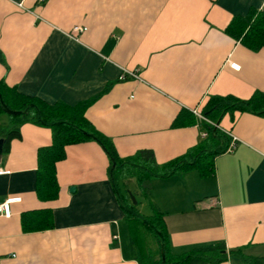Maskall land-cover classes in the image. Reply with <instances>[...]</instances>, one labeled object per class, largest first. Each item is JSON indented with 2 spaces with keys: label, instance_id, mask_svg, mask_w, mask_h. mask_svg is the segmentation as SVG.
I'll list each match as a JSON object with an SVG mask.
<instances>
[{
  "label": "crops",
  "instance_id": "1",
  "mask_svg": "<svg viewBox=\"0 0 264 264\" xmlns=\"http://www.w3.org/2000/svg\"><path fill=\"white\" fill-rule=\"evenodd\" d=\"M250 14L264 16V0H0V81L48 103L89 101L85 119L120 157L146 149L165 163L206 138L209 96L264 92V47L225 31ZM74 25L86 30L72 38ZM213 125L236 145L214 157L210 175L153 178L146 195L133 178L116 185L106 152L86 140L65 146L58 194L42 199L37 151L51 130L24 122L0 155L10 170L0 175V203L21 197L0 214V264H138L120 235V194L134 193L162 213L172 253L223 242L225 261L200 264L264 257V114L236 111Z\"/></svg>",
  "mask_w": 264,
  "mask_h": 264
},
{
  "label": "trees",
  "instance_id": "2",
  "mask_svg": "<svg viewBox=\"0 0 264 264\" xmlns=\"http://www.w3.org/2000/svg\"><path fill=\"white\" fill-rule=\"evenodd\" d=\"M225 31L253 50L264 47V16L256 17L254 14L244 17L235 16ZM0 98L10 110L24 111L17 115L8 114L0 105L2 153L9 151L12 139L21 137L19 127L24 122L43 125L51 130V143L40 147L37 151L36 192L42 199H54L58 194L55 165L65 158V146L68 144L86 140L96 141L109 158V174L114 183L121 179L133 178L139 184L141 191L149 195V182L153 178L168 177L176 171L191 168L196 169L201 176L210 175L214 157L224 152L230 142V138L215 125L204 122L206 138L180 157L158 164L153 152L146 149H140L128 157H120L112 141L97 132L85 119L83 109L89 101L73 106L60 102L48 103L40 98L24 95L2 81H0ZM236 111L263 115L264 92L254 91L246 99L233 95H211L201 112L204 117L217 124L225 114H233ZM87 133H92L95 138L89 137ZM112 161L115 162L113 169H111ZM120 196L126 206L125 217L120 225L123 250L131 254L138 264H162L161 238L158 232L162 235L165 244L163 264L218 263L227 259L223 242L195 247L179 254L172 253L162 213L153 205L156 210L152 215H140L135 211L129 195L122 197L120 194ZM147 239L153 246L146 245ZM240 250L237 248L230 250L229 253ZM243 260L251 264H264V257L251 259L244 257Z\"/></svg>",
  "mask_w": 264,
  "mask_h": 264
},
{
  "label": "built area",
  "instance_id": "3",
  "mask_svg": "<svg viewBox=\"0 0 264 264\" xmlns=\"http://www.w3.org/2000/svg\"><path fill=\"white\" fill-rule=\"evenodd\" d=\"M17 5H18V7L23 8V5L21 3H18ZM85 30H86V27H83L80 25H74L71 29V33L69 34V36L73 38L74 34L83 32ZM230 66L236 70L239 68V65H237L236 63H232V62L230 63ZM128 74L136 77L135 72H129ZM120 78H124V75H121ZM193 112L198 114L200 117L203 118V116L200 115L197 110L194 109ZM205 135H206V133L203 134V136H205ZM235 145H236V139L232 137V141L229 144L227 150H232L235 147ZM9 172H10V170L4 169L3 167L0 166V175L8 174ZM20 200H21V197H9V198H7L5 201L0 203V214L4 215L5 217H8L11 214V210H10L11 204L14 202H19Z\"/></svg>",
  "mask_w": 264,
  "mask_h": 264
},
{
  "label": "rangeland",
  "instance_id": "4",
  "mask_svg": "<svg viewBox=\"0 0 264 264\" xmlns=\"http://www.w3.org/2000/svg\"><path fill=\"white\" fill-rule=\"evenodd\" d=\"M209 122L212 123V121H210V120H209ZM212 124H214V123H212ZM129 189L131 190L130 186H129ZM132 196H134V199ZM130 198H131V203H132L135 211L138 212L140 215L149 216V215L153 214V210H151L152 204L149 205L148 198L145 199L143 196H139L135 193H134V195H131ZM145 243H146V245L151 244L153 246V244L150 243V241L148 239L145 240Z\"/></svg>",
  "mask_w": 264,
  "mask_h": 264
},
{
  "label": "water",
  "instance_id": "5",
  "mask_svg": "<svg viewBox=\"0 0 264 264\" xmlns=\"http://www.w3.org/2000/svg\"><path fill=\"white\" fill-rule=\"evenodd\" d=\"M0 105H1V108L8 114H14V115H17V114H20L24 111H14V110H10L6 105L5 103L3 102L2 98H0ZM87 135L91 138H95V136L92 134V133H87ZM2 142H3V139L0 137V155L2 153ZM115 166V162L112 161V166H111V169H113ZM132 195V194H130ZM133 199H134V196H132ZM135 201V200H134ZM158 235L159 237L161 238V245H160V253H161V262L162 264L164 263L165 261V244H164V241H163V238H162V235L158 232Z\"/></svg>",
  "mask_w": 264,
  "mask_h": 264
}]
</instances>
